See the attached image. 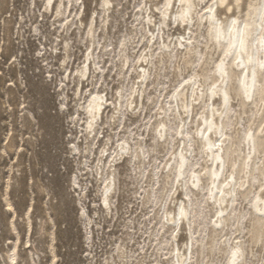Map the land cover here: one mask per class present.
Masks as SVG:
<instances>
[{
  "label": "clouds",
  "instance_id": "obj_1",
  "mask_svg": "<svg viewBox=\"0 0 264 264\" xmlns=\"http://www.w3.org/2000/svg\"><path fill=\"white\" fill-rule=\"evenodd\" d=\"M16 3L34 155L0 174V264H264V0H19L13 31Z\"/></svg>",
  "mask_w": 264,
  "mask_h": 264
},
{
  "label": "rangeland",
  "instance_id": "obj_2",
  "mask_svg": "<svg viewBox=\"0 0 264 264\" xmlns=\"http://www.w3.org/2000/svg\"><path fill=\"white\" fill-rule=\"evenodd\" d=\"M69 13L72 9H68ZM54 14V12H53ZM4 15L10 18L11 27L13 31L20 24V18L24 15L21 10L19 0L12 5L9 12H5ZM37 50L42 47H48L47 40L43 39L41 42L32 41ZM2 59V58H0ZM9 57V60H12ZM21 72L19 68L13 69L8 61L3 62V66H0V80H3L4 87L11 92L0 94V153L3 154V159H0V174L4 176L2 189L5 192L11 193L9 186L10 179L14 173L11 169L16 167L21 161L24 162L26 167H31L30 160L34 155L33 148L29 146L26 141L30 138L28 132H21V112L27 107L23 103V92L16 93V81L20 78ZM19 101V102H18ZM29 183L32 182L31 176L29 177ZM47 199V197H45ZM25 201L21 199L19 206L24 208L23 218L30 220L31 215L36 211L35 201L30 199L27 201V206L24 207ZM4 212L8 214L9 225L15 224L16 220L20 217V212L17 210V206L14 204H5ZM55 223V220L52 221ZM33 236V230L31 224L26 225L25 231L21 235L11 233L7 235V241L12 247L13 251H18L21 246L25 249L31 247V239Z\"/></svg>",
  "mask_w": 264,
  "mask_h": 264
},
{
  "label": "bare ground",
  "instance_id": "obj_3",
  "mask_svg": "<svg viewBox=\"0 0 264 264\" xmlns=\"http://www.w3.org/2000/svg\"><path fill=\"white\" fill-rule=\"evenodd\" d=\"M54 9H55V5H53V12H54Z\"/></svg>",
  "mask_w": 264,
  "mask_h": 264
}]
</instances>
